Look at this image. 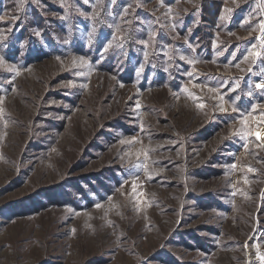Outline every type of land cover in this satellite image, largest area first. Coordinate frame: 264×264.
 <instances>
[{
	"label": "rangeland",
	"instance_id": "rangeland-1",
	"mask_svg": "<svg viewBox=\"0 0 264 264\" xmlns=\"http://www.w3.org/2000/svg\"><path fill=\"white\" fill-rule=\"evenodd\" d=\"M206 1L0 0V264H264V0Z\"/></svg>",
	"mask_w": 264,
	"mask_h": 264
},
{
	"label": "trees",
	"instance_id": "trees-1",
	"mask_svg": "<svg viewBox=\"0 0 264 264\" xmlns=\"http://www.w3.org/2000/svg\"><path fill=\"white\" fill-rule=\"evenodd\" d=\"M221 1L216 0L214 2L209 3L208 0L204 3L203 10L205 15H209L211 19L216 18V15L221 12Z\"/></svg>",
	"mask_w": 264,
	"mask_h": 264
},
{
	"label": "snow or ice",
	"instance_id": "snow-or-ice-1",
	"mask_svg": "<svg viewBox=\"0 0 264 264\" xmlns=\"http://www.w3.org/2000/svg\"><path fill=\"white\" fill-rule=\"evenodd\" d=\"M257 135L259 136V135H260V133H257ZM97 207H99V205H97Z\"/></svg>",
	"mask_w": 264,
	"mask_h": 264
}]
</instances>
